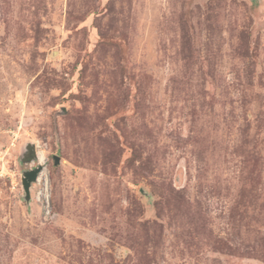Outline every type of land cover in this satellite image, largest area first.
<instances>
[{"label": "rangeland", "instance_id": "1", "mask_svg": "<svg viewBox=\"0 0 264 264\" xmlns=\"http://www.w3.org/2000/svg\"><path fill=\"white\" fill-rule=\"evenodd\" d=\"M0 264H264V0H0Z\"/></svg>", "mask_w": 264, "mask_h": 264}, {"label": "water", "instance_id": "2", "mask_svg": "<svg viewBox=\"0 0 264 264\" xmlns=\"http://www.w3.org/2000/svg\"><path fill=\"white\" fill-rule=\"evenodd\" d=\"M26 148H27V151H26V155L23 158V161L28 162V161H31L33 159H36L37 154H36V150L34 149V145L28 144L26 146ZM58 162H59V157L54 156V163L58 164ZM41 169H42V166L40 165V163H38L37 166H35L34 168L29 169V170H25L22 172L21 186H22V189L25 193L24 198L26 200H29L30 186H31L32 182L36 181L38 173L41 171Z\"/></svg>", "mask_w": 264, "mask_h": 264}, {"label": "bare ground", "instance_id": "3", "mask_svg": "<svg viewBox=\"0 0 264 264\" xmlns=\"http://www.w3.org/2000/svg\"><path fill=\"white\" fill-rule=\"evenodd\" d=\"M42 158H43V154H42L41 152H38V153H37V157H36L37 162L40 163V160H41Z\"/></svg>", "mask_w": 264, "mask_h": 264}]
</instances>
